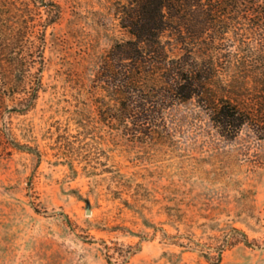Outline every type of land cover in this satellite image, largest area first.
Instances as JSON below:
<instances>
[{
	"label": "rangeland",
	"instance_id": "1",
	"mask_svg": "<svg viewBox=\"0 0 264 264\" xmlns=\"http://www.w3.org/2000/svg\"><path fill=\"white\" fill-rule=\"evenodd\" d=\"M53 1L38 98L0 123L20 145L0 151V264H264V139L192 102L151 137L102 122L93 80L128 34L113 0Z\"/></svg>",
	"mask_w": 264,
	"mask_h": 264
},
{
	"label": "trees",
	"instance_id": "2",
	"mask_svg": "<svg viewBox=\"0 0 264 264\" xmlns=\"http://www.w3.org/2000/svg\"><path fill=\"white\" fill-rule=\"evenodd\" d=\"M113 3L128 38L112 44L93 80L102 122L151 137L192 102L221 137L264 139V0ZM61 14L53 0H0V123L35 104L45 30ZM0 133V151L20 146L5 123Z\"/></svg>",
	"mask_w": 264,
	"mask_h": 264
}]
</instances>
